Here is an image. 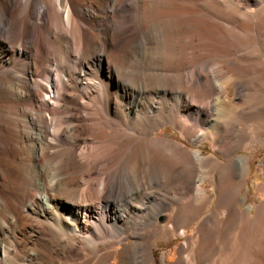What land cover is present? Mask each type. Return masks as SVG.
<instances>
[{"label": "bare ground", "instance_id": "bare-ground-1", "mask_svg": "<svg viewBox=\"0 0 264 264\" xmlns=\"http://www.w3.org/2000/svg\"><path fill=\"white\" fill-rule=\"evenodd\" d=\"M192 40L201 65L152 61V43ZM166 124L222 156L158 136ZM250 141L264 143V0H0V264H105L120 243L119 264H149L178 236L175 264H264V181L241 207L250 158L232 156Z\"/></svg>", "mask_w": 264, "mask_h": 264}, {"label": "rangeland", "instance_id": "rangeland-1", "mask_svg": "<svg viewBox=\"0 0 264 264\" xmlns=\"http://www.w3.org/2000/svg\"><path fill=\"white\" fill-rule=\"evenodd\" d=\"M158 19L159 18H156L155 21H158ZM249 34L250 33H248V35ZM252 34L253 33H251L250 35H252ZM190 42L192 44L186 43V47H185L186 49L184 50V51H186L185 54L183 53V54L179 55V53L177 52L178 48L172 49V51L174 50L175 58L173 56V52L171 50H169L168 47H164L162 44H153L152 43V61L155 60L157 53L162 51L163 54H162L161 59L162 60L164 59V60H163V62H160L162 60L159 59V63L161 65L163 64V66L165 65V66H169V67H175V66L182 65V64L192 65V63H193V66H199V65H201V63H203V61H205V60L202 61V59L203 58L205 59L204 52L207 53L208 48L204 44H202L200 41H196L197 42L196 43L195 41L193 42V40H192ZM199 43L201 45H199ZM254 44H256V43L253 42V45ZM161 47H163V48H161ZM250 47L252 48V45ZM254 47H255V45L253 46V48ZM203 48H205V50H203ZM196 49H200V52H199V50H196ZM165 52H166V54H164ZM141 53H142V49L139 48L136 50V52H135L136 59H137V57L139 59L141 58ZM175 53H177V56ZM191 54H192V56H191ZM217 54L218 53H216L211 58H215L214 60L217 61L218 63H220L221 65H225V66L229 65L227 63L226 64L224 63L226 60H228L229 54H224V53H219L221 55H219V54L217 55ZM163 55H165L166 57L164 56V58H163ZM166 58H168V59H166ZM182 60H184V61L182 62ZM187 62H189V63H187ZM183 66H185V65H183ZM230 115H232V114H230ZM230 117L231 116H228L229 119H230ZM228 118H226V119H228ZM157 134H158V136H167L169 139L171 138V140L173 139V141L180 142L183 145H185L189 148H192L194 150L200 148L202 150L203 155H210V154L214 153V154H217L219 157L222 156L220 153H215L217 145L215 144V142L212 139H206V140L202 141L200 143V145H198V143H196V142L191 143V141H189L187 138H185L183 135H181L180 131H178V129L173 127L172 124H166L165 126L161 127L160 132H157ZM242 153L248 155L250 158V172L248 175L247 185L241 191V195L246 196V199L242 203L241 207H245L249 204L256 205L257 203L260 202V199L262 198V193L259 189V186L264 181V177H263L264 168L261 164V160L264 157V143L258 144V143H251V141H250L247 143V146L245 147V149H241L240 151L235 152L232 156H234L236 154H242ZM161 172H162L161 170L152 167V182L150 181V182L146 183V184L149 183V186L147 185L148 187L152 186V191H154V188L157 185H159V183L161 181V177L164 176L163 172L162 173ZM134 173H135V175L132 174L131 176H125L124 175L122 181H124V183L127 185V187L129 185H131V186L136 185V183H138L139 180L143 179V175L140 172L139 173L134 172ZM204 185L208 188L209 193H213L212 184H210L209 182H205ZM153 186H155V187H153ZM134 188H132V189H134ZM136 195H137V193L135 191H132L131 194L125 195L124 197H122V199L121 198L118 199V201L122 204L121 206H125L126 203L133 196H136ZM215 204H216V202H214V206H215ZM103 207H104V205H103ZM211 207H213V206H210V208ZM221 214H222L221 217L224 218L226 216L227 212L222 211ZM202 215L204 216L205 212ZM173 216H174V210H172L170 212L165 211L159 215L158 222L160 224L166 223V224L170 225L172 223ZM196 222H195V224H193L192 226L189 227V232H188L187 237H190L191 240L196 235V226H197ZM185 238L182 236H178V238L174 239V240H166L164 238H159L157 241H153V246L156 250L154 252V254H155L154 260L152 261V259H151L149 264H161V259H163L165 257H166V261L169 262V264H175V261L177 260V257H178V250H179V248H180V246H181V244ZM131 241H132V238H128L126 242L129 243ZM151 244H152V240H151ZM196 245H197V241H195L193 244V249H192L193 252L195 251ZM122 247H123V245L121 243L117 244L115 246V252H116L115 256L113 258H111L105 264H119V251ZM237 259H238V261H241L240 257L239 258L237 257ZM96 262H97V259H93L89 264H96Z\"/></svg>", "mask_w": 264, "mask_h": 264}]
</instances>
